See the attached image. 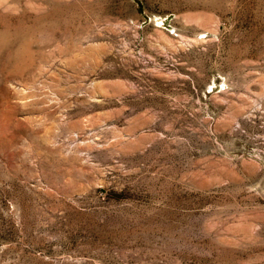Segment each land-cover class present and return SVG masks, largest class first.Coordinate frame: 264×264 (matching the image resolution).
Segmentation results:
<instances>
[{"label":"rangeland","instance_id":"rangeland-1","mask_svg":"<svg viewBox=\"0 0 264 264\" xmlns=\"http://www.w3.org/2000/svg\"><path fill=\"white\" fill-rule=\"evenodd\" d=\"M0 264H264V0H0Z\"/></svg>","mask_w":264,"mask_h":264}]
</instances>
